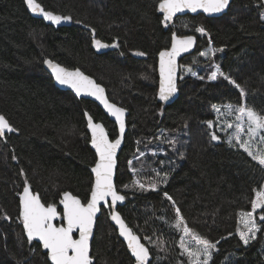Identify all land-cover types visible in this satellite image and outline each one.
I'll use <instances>...</instances> for the list:
<instances>
[{"label":"trees","instance_id":"obj_1","mask_svg":"<svg viewBox=\"0 0 264 264\" xmlns=\"http://www.w3.org/2000/svg\"><path fill=\"white\" fill-rule=\"evenodd\" d=\"M36 2L72 19L53 24L31 14L25 0H0V114L15 129L0 136V264H51L40 244L25 236L19 218L26 183L44 205H56L57 225L63 223L64 192L87 201L96 156L85 113L111 139L117 136L95 102L56 87L46 59L81 69L128 110L115 173L125 199L116 208L148 247L150 264H191L180 246L184 225L216 244L208 264H264V231L247 245L237 232L239 214L251 209L255 190L264 185V166L216 131L215 116V107L225 104L264 115V0H230L218 17L185 14L171 26L162 22L160 0ZM173 33L193 35L197 43L179 60L178 97L164 104L156 97L157 61ZM94 38L113 46L98 49ZM214 64L219 72L209 79ZM150 148L158 150L146 152ZM111 214L109 205L101 207L92 264H133Z\"/></svg>","mask_w":264,"mask_h":264},{"label":"snow or ice","instance_id":"obj_2","mask_svg":"<svg viewBox=\"0 0 264 264\" xmlns=\"http://www.w3.org/2000/svg\"><path fill=\"white\" fill-rule=\"evenodd\" d=\"M28 8L33 13L42 14L43 18L51 21L53 24H60L64 21H70L71 16L55 15L50 11H45L36 0H25ZM230 4V0H160L158 5L159 10L163 13V23L171 21L176 13L182 12L184 9H189L192 12H196L197 9H202L204 13L216 14L224 11ZM264 20V16L261 17ZM95 30H93L94 32ZM197 32L204 34L205 29L198 27ZM193 36H177L172 34L171 48L159 53L160 56V90L159 99L161 101H167L177 91L175 83L176 74V57L181 52L188 51L193 46ZM93 44L97 48L107 47L102 44L100 40L93 39ZM115 46V45H114ZM137 55H145L143 52L137 53ZM205 55V53H201ZM45 64L49 65L52 70L56 81L62 85H69L75 90L77 95L81 93H87L94 96L99 100L104 107L115 116L116 121L120 125V132H124V120L123 116L125 109L117 107L115 104L109 103L104 96V89L96 84L90 77L85 76L79 69L69 71L59 64L53 63L51 60H45ZM190 71V69H189ZM219 72V66H216V71H213L209 79H215ZM195 75V73H193ZM220 75H224L222 72ZM226 80H230L232 84H235L237 88L240 86L236 84L230 77L224 76ZM241 95H244V90L241 88ZM231 110L232 106H225ZM219 111V109H216ZM241 113L242 116L247 118V136L248 139H241V133H243L244 127L240 123H237L234 133L239 147L243 149L252 158L257 161L259 165L264 166V151L258 150L253 152L251 150L252 143L259 137V142L264 144V115L257 113L252 108L245 106H239L235 109ZM88 116L87 112L85 113ZM238 120L241 117L237 118ZM209 126L212 122L209 121ZM232 127L231 124L228 125ZM88 128L91 130L92 139L91 143L96 150L98 159L95 166L91 171L95 174V181L91 189V198L87 204L81 202L79 198L72 195L69 192L63 193V199L60 203L63 205L62 220L63 224L56 226L53 220L60 215L57 211L55 204H49L47 207L41 203L40 198L37 195H33L30 192L27 183L23 189V192L19 194L20 199V216L22 220L23 228L27 234L29 241L34 238H38L42 242V246L47 250L48 258L51 260V264H92L89 249V239L93 234L94 217L98 212V204L101 201L107 202V198L111 197L112 205H115L117 201H123L125 197L120 195L113 184V168L115 166V154L116 149L120 145L121 140L117 138L115 141H110L107 133L102 124L93 123L91 116H88ZM15 131L12 128L9 121L3 114H0V136L5 134V131ZM212 140H218L219 137L213 133ZM233 137H229V143H232ZM143 155V154H141ZM183 155V153H181ZM15 159V157H13ZM159 175V173H157ZM167 174H165V179ZM136 183H139L138 181ZM127 187V186H125ZM144 188V185H140ZM152 189H155L156 185L153 183L150 185ZM168 200H172V197L165 193ZM175 202L173 201V204ZM257 209L262 210L260 215V221H264V185H261L259 190H255L254 198L251 200V210L243 211L240 215V223L244 225L245 230L237 229L240 239L245 245L249 243L251 239L256 238L257 231H264V228L257 223L254 213ZM177 224L179 228L183 224V216L180 214V209H176ZM111 219L119 225L120 234L125 237L128 242V247L131 249L132 254L136 258L137 264H150L148 261L149 252L148 249L139 242V238L134 235L131 229H128L121 219L120 215L115 211L111 214ZM78 231L79 237L74 238V232ZM183 232L188 235L192 234L195 238L197 245H201L198 251H190L181 240V247L185 249L190 258L195 257L191 261V264H208L211 260V249L216 248V244L208 241L207 239L200 237L192 233V230L184 225ZM231 235V233L229 234ZM203 255V260L199 257Z\"/></svg>","mask_w":264,"mask_h":264},{"label":"water","instance_id":"obj_3","mask_svg":"<svg viewBox=\"0 0 264 264\" xmlns=\"http://www.w3.org/2000/svg\"><path fill=\"white\" fill-rule=\"evenodd\" d=\"M36 3H37V2H36ZM38 4H39V3H38ZM39 5H40V4H39ZM40 6H41V5H40ZM26 7H27V10H28L31 14H33V15H35V16H38V17H40V18H43V15H42V14L33 13V12L28 8L27 4H26ZM41 7H42V6H41ZM228 7H229V6H228ZM228 7H227L224 11H222L221 13H216V14H208V13H204L202 9H197L196 12H192V11L189 10V9H184L182 12L176 13V14L174 15L173 19H172L171 21L167 22V23H168L169 26H171L173 20H174L177 16H181V15H185V14H191V15L204 14L205 16H208V17H218V16L222 15L223 13H225V12L227 11ZM159 13H160V14L162 15V17H163V13H162L160 10H159ZM43 19H44V18H43ZM45 20H46V19H45ZM47 21H48V20H47ZM50 22H51V21H50ZM175 34H176V33H175ZM176 35H177V34H176ZM177 36H178V35H177ZM181 37H182V36H181ZM193 37H194V36H193ZM171 43H172V41H171ZM104 45H107V44L104 43ZM109 46H110V45H107V47H102V48H98V49L108 48ZM195 47H196V38L194 37V43H193V46H192L191 48H189L188 51H186V52H181V53L176 57V74H175V83H176V87H177V83H178L179 60H180L182 57L191 54V53L195 50ZM170 48H171V46H170L168 49H170ZM166 50H167V49H166ZM162 51H165V50H162ZM46 60H51V59H46ZM51 61H52L53 63H55V64H59V63L56 62V61H53V60H51ZM59 65H60L61 67L65 68V69L69 70V71H74V70H76V69H79V68H68V67H66V66H64V65H62V64H59ZM43 66H44L45 70L51 75V77H52V79H53V82H54V84L56 85V87H58V88H60V89H62V90H68V91L72 92V93H73L76 97H78V98H85V99H89V100L95 102V103H96V104H97V105L103 110V112H104L105 115L109 118V120H111L112 122H114V124L116 125V128H117V136H116L114 139H111L109 136H108V138H109L110 141H115L117 138H120V140H121V143H120V145L117 147V149H116V154H115V161H116V163H117V155H118V153L120 152V150H121V148H122L123 141H124V133H125L126 128H127V127H126V120H127V116H128V110H127L126 108H124L123 106H121V105H119V104H117V103L111 101V100L109 99L108 95H107V92H106L105 87H104L103 85L99 84V83H98L93 77H91L90 75L86 74V73L83 72L81 69H79V70H80L85 76L90 77V78H91L96 84L100 85V86L104 89V96L107 98V100H108L109 103L115 104L117 107H120V108L125 109V113H124V116H123V120H124V132L121 133V132H120V125H119V123L116 121L115 116H113L110 112H108V110L104 107V105H103L99 100H97L94 96L89 95V94H87V93H81L80 95H77L76 92H75V90L72 89L69 85H62V84H60L58 81H56L54 75L52 74V70H51V68L49 67V65L45 64V62H44V63H43ZM159 68H160V56H159L158 61H157L158 88H157L156 97H157V100H158L159 102H162V103H164V104H171V103L177 98V96H178V89H177V91H176V92H175V93L169 98V100H167V101H161V100L159 99V90H160V71H159ZM87 114H88V113H87ZM88 116H90V115L88 114ZM88 116H85V117H86V129H87V131H88V133H89V136H90V146H91L92 150L94 151L95 156H96V160H97V159H98V156H97V154H96V150H95L94 146H93L92 143H91L92 134H91V130L88 128ZM91 118H92V117H91ZM92 121H93V123H98V122H95L93 119H92ZM98 124H100V123H98ZM103 127H104V126H103ZM104 129H105V128H104ZM105 132H106V130H105ZM106 133H107V132H106ZM212 134H213V132H211V135H212ZM107 135H108V134H107ZM217 141H218V140H213V142H217ZM96 160H95V162H94L93 167L95 166ZM116 163H115V166H114V168H113V184H114L115 189H116V185H115ZM92 176H93V182H92V185H93V183H94V181H95V174H94L93 172H92ZM91 189H92V186H91ZM91 189H90V193H89L88 199H87V201H86L84 204H87L88 200L91 198ZM116 191H117V189H116ZM22 192H23V190L21 191V193H22ZM30 192H31L33 195H37V196L39 197V195H38L36 192H33L32 190H30ZM21 193H20V194H21ZM69 193H70V192H69ZM71 194H72V193H71ZM72 195H73V194H72ZM39 198H40V197H39ZM62 199H63V194H62V196H61V200H62ZM61 200H60V201H61ZM19 201H20V199H19ZM40 201H41V199H40ZM122 202H123V201H117L115 205H112V203H111V197H108V198H107V202L101 201V202L98 204V208H99V210H98V212L96 213V215H95V217H94L93 234H92V236H91L90 239H89V245H90L89 253H90V257H91V243H92V240H93V236H94V231H95V228H96L97 219H98V217L100 216V213H101V207L109 205L110 208L112 209V212L115 211L116 213H118V212L116 211V207H117L118 205H121ZM41 203L44 204L42 201H41ZM82 203H83V202H82ZM59 205H60V208H61L62 213H63V205H62L61 203H59ZM44 206L47 207L46 205H44ZM118 214H119V213H118ZM119 215H120V214H119ZM120 217H121V216H120ZM121 219H122V218H121ZM122 220H123V219H122ZM123 221H124V220H123ZM112 222H113V224L115 225V227H116V229H117V234H118L119 238L124 242V244H125V246H126V249H127V252L129 253V255H130V256L132 257V259L134 260V263H133V264H137L136 258H135L134 255L132 254L131 249H129V247H128V242H127V240L125 239L124 236H122V235L120 234V228H119V225H117L116 222L113 221V220H112ZM53 223H54L56 226H60V225H61V224H60V225H57V224L55 223V219L53 220ZM63 223H64V221H63ZM63 223H62V224H63ZM124 223H125V225H126V227H127L128 229H131L129 226H127V224H126L125 221H124ZM22 227H23V223H22ZM23 230H24V228H23ZM131 231H132V230H131ZM132 233H133L134 235H136V236L139 238V242H140L141 244H143V245L148 249V247L142 242V240L140 239V237H139L136 233H134L133 231H132ZM24 234H25V236L27 237V234H26L25 230H24ZM78 237H79V233H78V231L74 232V238H78ZM33 241H36L37 243H39L40 246H41V248H42V250H43L44 252L47 253V250L43 248V246H42V242H40V241L38 240V238H34ZM148 252H149L148 261L150 262L151 254H150L149 249H148ZM47 258H48V253H47ZM91 259H92V258H91ZM48 260H49V262L51 263V260H50L49 258H48ZM146 264H147V262H146Z\"/></svg>","mask_w":264,"mask_h":264},{"label":"rangeland","instance_id":"obj_4","mask_svg":"<svg viewBox=\"0 0 264 264\" xmlns=\"http://www.w3.org/2000/svg\"><path fill=\"white\" fill-rule=\"evenodd\" d=\"M227 105H230V104H225V106H227ZM225 106L215 107L216 131L218 130L219 132L218 131L217 132L219 134L220 133L225 134V138H227V139H229L230 136H232L233 139H235V136H234V133L236 131L235 126H236L237 123H240L242 125V127H244V130H245L243 133H241V139L242 140L248 139V136H247V118H246V116H242V114L239 113V112H237L235 110L236 108L233 107V106H232L231 110L227 109ZM216 109H219V111H217ZM238 117H241V119L238 120L237 119ZM229 124L232 125L231 128L228 127ZM208 125H209V123H208ZM209 127L211 128V130H213V127H215V125L213 124V122H212V125L209 126ZM157 150L158 149L150 148V149H147L146 152L155 154L157 152ZM251 150L253 152H257L258 150L264 151V144H261L259 142V137H257L256 140L252 143ZM143 153L144 152H141L140 155L143 154ZM257 212H258L257 217H256V214L255 213H254V217H255L257 223L259 224L258 221L260 220L259 217L262 214V211H261V209H257ZM259 225H261V223ZM239 229L242 230V231L245 230L244 225L242 223H240V217H239ZM182 238H183V242L186 245V247L190 251H192V252H196V251L199 250V248L202 247L201 245H197V243L195 241V238H194V236L192 234L186 235L183 232L182 233L181 240H182ZM180 246H181V244H180ZM181 250L185 254V256L189 259L190 262L193 259H195V257L190 258L184 248L181 247ZM199 259L200 260H203V255H201L199 257Z\"/></svg>","mask_w":264,"mask_h":264},{"label":"bare ground","instance_id":"obj_5","mask_svg":"<svg viewBox=\"0 0 264 264\" xmlns=\"http://www.w3.org/2000/svg\"><path fill=\"white\" fill-rule=\"evenodd\" d=\"M172 23H173V22H172ZM181 36H193V35H181ZM194 37H195V36H194ZM195 38H196V37H195ZM196 43H197V40H196ZM112 46H113V45H110V47H112ZM177 84H178V83H177ZM177 89H178V88H177ZM177 97H178V96H177ZM175 100H176V99H175ZM175 100H174V101H175ZM174 101H173V102H174ZM173 102H172V103H173ZM116 211L120 214L121 218L124 220V218L122 217L121 213L118 211L117 208H116ZM111 213H112V209H111ZM124 221H125V220H124ZM125 222H126V221H125ZM114 226H115V225H114ZM115 228H116V227H115ZM116 230H117V229H116Z\"/></svg>","mask_w":264,"mask_h":264},{"label":"built area","instance_id":"obj_6","mask_svg":"<svg viewBox=\"0 0 264 264\" xmlns=\"http://www.w3.org/2000/svg\"><path fill=\"white\" fill-rule=\"evenodd\" d=\"M216 66H217V65H215V66H214V68H213L212 72H213V71H216ZM212 72H211V73H212Z\"/></svg>","mask_w":264,"mask_h":264}]
</instances>
